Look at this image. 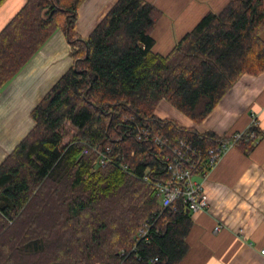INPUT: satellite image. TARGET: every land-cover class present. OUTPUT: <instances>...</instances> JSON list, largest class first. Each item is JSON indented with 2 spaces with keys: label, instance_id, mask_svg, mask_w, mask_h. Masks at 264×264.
<instances>
[{
  "label": "trees",
  "instance_id": "1",
  "mask_svg": "<svg viewBox=\"0 0 264 264\" xmlns=\"http://www.w3.org/2000/svg\"><path fill=\"white\" fill-rule=\"evenodd\" d=\"M84 1L27 0L0 33V92L60 30L74 60L0 166V264H180L192 216L181 202L162 208L155 183L169 181L168 150L154 137L205 155L229 137L155 111L165 100L201 123L243 75L264 72V0H231L208 13L166 56L152 51L156 7L119 0L83 38L76 22ZM67 122L77 134L64 145ZM259 136L252 125L236 146L250 154Z\"/></svg>",
  "mask_w": 264,
  "mask_h": 264
},
{
  "label": "crops",
  "instance_id": "2",
  "mask_svg": "<svg viewBox=\"0 0 264 264\" xmlns=\"http://www.w3.org/2000/svg\"><path fill=\"white\" fill-rule=\"evenodd\" d=\"M119 0H85L76 31L88 38ZM159 10L154 54L166 56L208 13L221 12L231 0H145ZM27 0H7L0 8V33ZM264 39V32L262 34ZM72 47L56 32L27 66L0 92V166L34 129L32 112L72 68ZM155 114L199 133L230 137L256 125L264 133V72L243 75L211 114L196 123L167 101ZM254 150H229L203 183L208 212L192 215L189 251L180 264H264V136ZM219 227V230L216 228Z\"/></svg>",
  "mask_w": 264,
  "mask_h": 264
},
{
  "label": "built area",
  "instance_id": "3",
  "mask_svg": "<svg viewBox=\"0 0 264 264\" xmlns=\"http://www.w3.org/2000/svg\"><path fill=\"white\" fill-rule=\"evenodd\" d=\"M244 134L237 133L230 136L228 140L222 141L218 147L210 149L206 155L188 142L180 141L167 148L160 137H154L156 145L168 150L166 162L169 181L167 183H155L157 193L161 198L162 208H173L175 203L181 202L191 216L208 212L209 203L204 185L198 182L195 177L203 176L206 178L208 171L215 168L229 150L236 147ZM251 138H254V135ZM101 163L103 166L106 164V157L102 158ZM143 179L145 182L153 184L149 175H145ZM149 228L150 224L146 222L141 230L142 238L147 235ZM216 230H219V227ZM262 254L264 255V250Z\"/></svg>",
  "mask_w": 264,
  "mask_h": 264
},
{
  "label": "rangeland",
  "instance_id": "4",
  "mask_svg": "<svg viewBox=\"0 0 264 264\" xmlns=\"http://www.w3.org/2000/svg\"><path fill=\"white\" fill-rule=\"evenodd\" d=\"M61 133L64 137L63 144L65 145L73 140L74 136L77 134V129L70 122H67L61 130Z\"/></svg>",
  "mask_w": 264,
  "mask_h": 264
}]
</instances>
